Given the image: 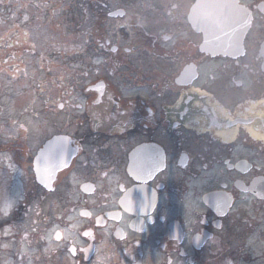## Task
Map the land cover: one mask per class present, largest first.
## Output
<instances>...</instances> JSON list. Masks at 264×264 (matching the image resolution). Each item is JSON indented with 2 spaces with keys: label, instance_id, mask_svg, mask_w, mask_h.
<instances>
[{
  "label": "flooded vegetation",
  "instance_id": "flooded-vegetation-1",
  "mask_svg": "<svg viewBox=\"0 0 264 264\" xmlns=\"http://www.w3.org/2000/svg\"><path fill=\"white\" fill-rule=\"evenodd\" d=\"M194 1L154 22L141 0H84L107 32L6 95L0 264H264V0H237L249 28L215 58Z\"/></svg>",
  "mask_w": 264,
  "mask_h": 264
},
{
  "label": "rangeland",
  "instance_id": "rangeland-1",
  "mask_svg": "<svg viewBox=\"0 0 264 264\" xmlns=\"http://www.w3.org/2000/svg\"><path fill=\"white\" fill-rule=\"evenodd\" d=\"M27 1L32 6L26 7ZM169 1L141 0L142 3L149 4L150 9L157 11L154 22L158 17H166V6ZM172 1L174 3V0ZM81 4L77 0H0V57L6 47L21 49L20 53L24 54L23 61L29 69V61L32 59V53L37 51L35 46L38 43L83 45L89 38L90 30L106 33L108 28L106 26L93 27L89 9L80 7ZM177 26L178 24L172 21V27ZM9 33H12L11 37L5 40ZM26 50H31L30 54L26 53ZM5 60L6 58L0 61V107L7 104L6 95L10 89L16 90L20 86L12 85L13 73L10 72L12 69L5 64ZM16 61L18 66L16 78L20 79L22 69L18 59ZM0 113L4 115V110L2 109Z\"/></svg>",
  "mask_w": 264,
  "mask_h": 264
}]
</instances>
